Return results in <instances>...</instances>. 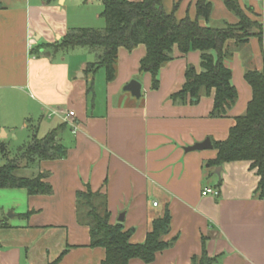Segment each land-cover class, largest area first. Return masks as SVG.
I'll return each instance as SVG.
<instances>
[{
    "label": "crops",
    "instance_id": "1",
    "mask_svg": "<svg viewBox=\"0 0 264 264\" xmlns=\"http://www.w3.org/2000/svg\"><path fill=\"white\" fill-rule=\"evenodd\" d=\"M176 1L163 0L168 13ZM210 1V26L239 22L224 1ZM67 2L0 0L1 137L23 135L20 151L33 135L43 138L63 126L58 139L67 149L64 159L23 171L25 176L47 174L51 194L0 189V264H101L106 251L91 245V228L81 222L77 196L87 190L106 196L110 223L132 230L133 244H143L153 221L170 212L164 240L171 245L149 264H191L204 249L216 264H264V194L257 193V170L251 162H232L222 166L219 177L209 167L218 156L213 143L228 139L235 118L245 114L253 98L245 74L264 69V38L229 44L225 63L238 99L227 116L217 118L211 116L215 90L203 91L198 103L173 100L187 70L201 71V53L182 54L177 46L174 59L159 72L158 89L152 75L140 70L146 47L120 48L116 78L107 82L105 76L99 94L95 76L100 70L86 72L95 54L90 51L87 61L75 66L50 53L59 52L56 47L70 29L82 28L72 24ZM239 2L246 13L251 15L252 8L263 19V0L262 7L258 0ZM176 16L196 19L197 0L182 3ZM133 80L142 86L140 98L124 91ZM41 114L44 120L36 125ZM206 140L212 148L185 151ZM207 189L219 191V198ZM129 264L147 263L133 259Z\"/></svg>",
    "mask_w": 264,
    "mask_h": 264
},
{
    "label": "trees",
    "instance_id": "2",
    "mask_svg": "<svg viewBox=\"0 0 264 264\" xmlns=\"http://www.w3.org/2000/svg\"><path fill=\"white\" fill-rule=\"evenodd\" d=\"M106 21L104 29L75 28L59 42L56 49L70 50L88 48L97 56V60L86 66L87 73H96L100 69L106 72L107 82L117 75V60L120 48L133 51L140 45L146 47V56L140 62L141 72L150 73L153 88L158 89L160 70L174 59L177 46L182 54L191 51L201 53V71L190 67L185 75L183 88L172 96L175 101L198 103L202 92L210 94L215 90L212 117H225L236 104L238 92L232 84L233 72L225 61L231 55L229 44H245L252 38H264V17L250 9L248 14L239 0H222L227 8L239 19L237 24L223 27L209 25L213 13L210 0H197V17L186 16L178 19L175 6L168 13L163 0H101ZM205 21L207 25H203ZM216 54V56L214 55ZM245 79L252 87L253 98L242 116L235 118L227 140L214 142L218 151L216 160L209 167L218 168L227 163L251 162V168L257 170L260 182L257 193L264 194V69L249 70ZM93 87L91 86L90 90ZM60 126L45 137L33 135L31 142L20 149L15 158L10 159L3 145L1 151L7 159L0 167V189H26L30 195H49L52 186L45 182L48 175L43 173L25 176L23 171L36 168L41 161L59 160L67 156V149L59 142ZM220 196V195H219ZM216 197V198H219ZM81 222L91 228L92 246L103 247L106 257L101 264H129L138 259L147 264L155 261L158 253L170 247L164 240L171 228V214L167 210L164 216L152 223L146 241L133 244L130 239L132 230H125L123 223L112 225L107 208L106 196L91 190L79 192L77 196ZM26 217L29 214L25 215ZM216 258L208 256L206 249L201 256H195L191 264H216Z\"/></svg>",
    "mask_w": 264,
    "mask_h": 264
},
{
    "label": "rangeland",
    "instance_id": "3",
    "mask_svg": "<svg viewBox=\"0 0 264 264\" xmlns=\"http://www.w3.org/2000/svg\"><path fill=\"white\" fill-rule=\"evenodd\" d=\"M131 1L139 2L142 0H131ZM248 1L249 0H241V2H245V3H247ZM185 2H187V0H177L175 2V6L179 7L182 5V3L185 4ZM189 2L190 1H188V5ZM258 4L262 7V0H258ZM67 5L70 7V16H71L72 24L80 25L79 27L82 28L104 29L106 27V21L101 15L102 12L104 11V7L101 0H68ZM50 53L55 55L58 59L61 60L65 59L66 61H68V63L75 66H78L81 62L85 61L92 54L90 53V50L88 48L87 49L76 48L70 50L59 49V52H55L51 50ZM105 76H106V72L104 69H100L99 75L95 76L96 77L95 80L97 83V90H99L98 91L99 94L102 93L101 88L102 89L105 88V84H102V82L105 80ZM100 82L102 86L100 85ZM23 101L25 102V104L31 106H32V102H35L31 100L30 101L23 100ZM43 117L44 115L41 114L38 118L34 119L36 125L40 123V120L41 122L42 120H44ZM20 125L24 127L23 122H21ZM1 135L2 133H0V164L5 165L7 159L1 153V144H3L7 148L8 157L10 159H13L16 157L17 153L19 152V148L22 147V145H25L26 138L24 139L23 135L21 134L18 140H15V138L13 136H10V134L8 138H2ZM8 215L9 214L7 213V216Z\"/></svg>",
    "mask_w": 264,
    "mask_h": 264
},
{
    "label": "water",
    "instance_id": "4",
    "mask_svg": "<svg viewBox=\"0 0 264 264\" xmlns=\"http://www.w3.org/2000/svg\"><path fill=\"white\" fill-rule=\"evenodd\" d=\"M141 89H142L141 84L138 81L133 80L127 86H125L124 91L130 92L132 94V96H134L135 98H140L141 97ZM210 148H212L211 141L206 140L202 143H197L194 146L186 148L185 151L186 152H194V151H202V150H206V149H210ZM221 172H222V167H218L215 170V174L218 175L219 177H221ZM123 220H124V214L121 216L120 222H123Z\"/></svg>",
    "mask_w": 264,
    "mask_h": 264
},
{
    "label": "built area",
    "instance_id": "5",
    "mask_svg": "<svg viewBox=\"0 0 264 264\" xmlns=\"http://www.w3.org/2000/svg\"><path fill=\"white\" fill-rule=\"evenodd\" d=\"M69 116H74V113L70 112ZM205 192L209 193V194H211V195H213L215 197H218L220 195L219 191H217V190L207 189ZM154 206H157V203H155Z\"/></svg>",
    "mask_w": 264,
    "mask_h": 264
}]
</instances>
